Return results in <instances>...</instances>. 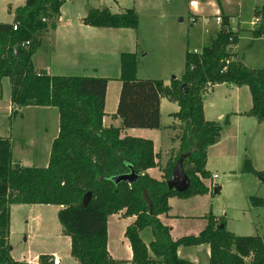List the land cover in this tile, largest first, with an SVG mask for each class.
Returning a JSON list of instances; mask_svg holds the SVG:
<instances>
[{
  "label": "trees",
  "instance_id": "16d2710c",
  "mask_svg": "<svg viewBox=\"0 0 264 264\" xmlns=\"http://www.w3.org/2000/svg\"><path fill=\"white\" fill-rule=\"evenodd\" d=\"M64 2L25 0L24 6L13 12L9 9L11 24L0 23V84L9 80L12 105L18 109L54 108L59 122L46 168L12 166L11 143L0 138V264H28L11 258L8 240L13 205L58 207V222L78 264H120L107 250V219L122 212L135 218L124 233L132 253L130 264H194L179 258L178 249L201 245L209 247V264H264V237H236L226 231L221 218L209 214L203 218L206 227L198 236L177 240L159 220L169 213V198L211 191L203 183L210 179L205 169L207 151L220 142L229 117L222 124L205 120L203 97L208 87H247L252 106L243 115L264 123V70L248 68L237 59L232 48L238 45L239 32L232 31L230 17L220 15V27L198 54L186 51L184 73L169 85L138 79L137 55L121 54L115 114L121 128H104L107 79L51 77L36 71L32 63L40 36L56 28ZM253 17L262 22L252 31L253 38H264V6L255 7ZM82 23L93 28L137 30L139 19L133 10L112 14L103 9L90 10ZM161 100L179 109L170 115L177 124L168 127L176 132L172 142L178 148L164 166L151 141L120 137L122 129L159 130ZM178 161L189 180L183 193L166 185ZM156 168L162 173L160 180L147 174ZM243 171L264 183V172L254 170L248 162ZM131 173L137 177L132 184L113 181ZM87 194L90 199L84 206ZM252 202L264 206V200ZM146 229L152 236L148 246L139 236ZM39 262L53 264L47 257H40Z\"/></svg>",
  "mask_w": 264,
  "mask_h": 264
},
{
  "label": "rangeland",
  "instance_id": "374dc122",
  "mask_svg": "<svg viewBox=\"0 0 264 264\" xmlns=\"http://www.w3.org/2000/svg\"><path fill=\"white\" fill-rule=\"evenodd\" d=\"M112 0H71L70 2H91L98 6L99 2H111ZM202 2L201 0H116L127 10H133L139 19L138 42L139 52L148 53L147 64H160L164 56L174 57L179 65L177 75L180 78L184 73V56L175 54V43L183 47L185 53L186 30L190 28L193 5L189 2ZM222 5L227 3V12L233 15V31L240 34L237 46L240 56H244V63L252 69L264 70V40L253 38L252 32L259 23L252 25L254 17L252 11L254 7L264 6V0H221ZM227 1V2H226ZM113 2V1H112ZM222 8V6H221ZM212 10L208 6L200 5V14L210 13ZM219 15V14H218ZM207 17V16H204ZM213 18V16H211ZM195 23L191 25L193 32L201 38L198 42L200 46L206 45L210 36L218 29L213 20L206 25L202 18H194ZM182 21V22H181ZM231 24V22H230ZM250 31V32H249ZM42 41V37L39 38ZM189 47L190 50L200 48ZM232 50L235 52L232 48ZM180 60V61H179ZM175 75H171L172 79ZM241 92H246L242 90ZM203 101L208 107L207 112L216 120L214 122L222 124L226 117H229V128L223 136V141L219 146L209 152L208 165L210 172L217 174L218 179L214 180L216 188H220L218 194L191 196L189 198H169L168 205L170 215L173 216L174 233L179 238L187 236H198L204 229L203 218L209 214L216 218H221L225 222V229L236 237L258 236L264 237V206H253V200H264V183L259 181L251 173H245L243 168L245 163H249L258 172H264V125L257 123L253 118L242 116L236 122L231 114L235 109H245L249 104V95L245 99L243 93L238 102L234 98L227 96L224 88L217 87L209 92ZM228 97V98H227ZM232 107V108H231ZM236 107V108H235ZM54 110V108H53ZM56 110V109H55ZM226 111V112H224ZM249 111V110H248ZM247 111V112H248ZM224 112V114H222ZM36 117V116H35ZM34 116L27 113L26 118L19 123L15 130L16 137H25V132H31L27 122L34 120L41 122ZM166 117L163 116L162 125H166ZM40 130H34V137H41ZM153 134V133H151ZM155 149L162 148L164 143L159 142L157 132H154ZM166 148V149H164ZM161 150V166H164L167 157L165 156L169 146ZM36 157V160H43V153L40 150L28 152ZM38 168H43L40 166ZM160 171V170H159ZM158 169L154 171V177L159 175ZM210 182L208 181L205 186ZM207 187V186H206ZM208 188V187H207ZM209 189V188H208ZM24 205H13L10 207V231L9 246L11 248V258L19 262L23 257L29 258L35 255L40 257L56 253L61 264H78L70 255L67 247L69 238L65 237L61 225L57 219L58 207L37 206L36 209ZM38 208V209H37ZM35 210V211H33ZM109 218V217H108ZM128 217L125 219L110 218L107 225V249L114 260L120 264H127L129 251L127 249L124 230L129 226ZM126 228V229H125ZM143 242L150 239V231L144 230L140 234ZM191 251V255L196 257L198 264H209L202 252L195 251V247L183 248ZM199 252V253H196ZM39 257V258H40ZM189 257V256H187ZM40 264V263H39Z\"/></svg>",
  "mask_w": 264,
  "mask_h": 264
},
{
  "label": "crops",
  "instance_id": "0c3cea01",
  "mask_svg": "<svg viewBox=\"0 0 264 264\" xmlns=\"http://www.w3.org/2000/svg\"><path fill=\"white\" fill-rule=\"evenodd\" d=\"M71 0H65L64 4L60 8L58 23L54 30H49L46 33L42 34V41L40 47L37 49L36 53L32 58V63L34 69L36 71L45 72L48 76L51 77H85V78H104L108 80L106 98H105V107H104V117L102 120V125L104 128H121L120 119L115 117L117 104L119 100V93L121 89V82L119 81L120 77V55L123 53H135L137 55V73L136 76L141 80H155L162 81L165 85H169L170 81L179 77L177 75L178 70V60L176 61V67L172 68L174 65V57L172 54L170 57L163 58V61L158 64H147L145 65L146 59H148V53L139 52V42L137 30H129V29H103V28H93L86 26L82 23V20L87 16L90 10H103L107 9L112 14H119L124 12L126 7L121 5L119 2H99L98 6L92 4L91 2H70ZM202 2H189V6L194 4L198 8V13L190 14L192 17L195 15L199 18L204 16H215V15H223L229 16L231 25H233V15L227 12V3L225 6L222 5L221 0H201ZM227 2V1H226ZM235 0L233 1V3ZM208 6L212 12L200 14V5ZM25 4V0H0V23L2 24H11L13 21V12L16 8L22 7ZM192 6V5H191ZM222 6V8H221ZM255 8V7H254ZM9 9L11 12H9ZM254 10V9H253ZM253 14V11H252ZM182 22V21H181ZM189 25H192L189 23ZM187 35L185 37V53L187 50H190L189 47H196L195 42L202 49V46L198 44L201 38L198 37L193 32V28L190 26L189 29L186 30ZM250 32V31H249ZM252 34V32H250ZM240 38V34H239ZM264 40V38H259ZM239 43V42H238ZM238 46V45H237ZM237 46L233 48L237 49ZM175 54L178 56H184L185 62V53H183V47L181 44L175 43ZM237 54V59L241 60L244 63V56H240L238 50L235 51ZM180 61V60H179ZM250 68V67H248ZM252 69V68H251ZM262 70V69H261ZM171 75H175L172 79ZM217 87L224 88L227 91V96L229 98H234L236 102H238L241 98V93H243L244 98L249 97V104L245 107V109H235L231 111V114H234L233 117L235 121L238 122L241 120V117L244 116L248 110H250L251 96L247 87L236 88L231 85H216L213 87L207 88V93L203 97V99L209 95L210 91L214 92V89ZM242 90L247 91L241 92ZM227 97V98H228ZM232 108V107H231ZM236 108V107H235ZM208 107L203 101V115L205 120L214 122L215 117H213L210 113L207 112ZM178 107L176 104L170 103L166 100L160 101V124L161 127L159 130H140V129H122L120 131V137L124 138H139L151 141L153 143V150L155 154L161 155V150L165 146H169L166 151L165 156L167 160L171 156V152L177 150L178 144L172 142L173 137L176 132H173L168 127L173 124H177L170 115L178 112ZM226 112V111H224ZM224 112L222 114H224ZM14 113V115H13ZM27 113L31 117H35L37 120H41L44 122L35 123L34 120L27 122V125L30 127L31 132H25V137L20 138L16 137L15 130L19 123H21L25 118ZM163 116L166 117V125H162ZM264 125V123H261ZM229 128V127H228ZM228 128L223 130V134L220 142L215 145L219 146L223 141V136L227 132ZM42 134L41 137H34V130L39 131ZM59 131V122H58V112L57 110H53V108H37V107H28L18 109L16 106L11 103V86L8 79H3L0 84V138L7 139L11 143V154H12V166H18L21 168H38L43 166L46 168L49 163L51 147L53 141L56 139ZM154 132H157L159 139H157L160 143L163 142L164 145L162 148L155 149V141L153 138L157 136L150 137L155 135ZM153 133V134H151ZM214 147H211L207 151V162L205 169L210 174V179L203 181L206 184L208 181L210 182L206 185L211 191L208 195L218 194L220 188H216L217 184L214 183V180L218 179L217 174H213L210 172L208 165L209 152L213 150ZM166 149V148H164ZM40 150L43 153V160L38 159L33 156V154L28 153L31 151ZM162 159L163 157L160 156ZM167 162V161H166ZM158 169V168H156ZM156 169H151L147 171L149 177L160 180L162 178V173L159 171L158 177H154V171ZM254 170H256L254 168ZM218 189L217 193L213 191ZM30 209H36L37 206H28ZM38 209V208H37ZM59 210V209H58ZM35 211V210H33ZM110 218H118L125 219L124 213H120L119 215L110 216ZM130 221V225L133 224L135 218L128 217ZM159 220L163 225L169 228L170 235L173 240H177L178 237L174 236V221L173 216L170 215V211L167 215H163L159 217ZM204 220V219H203ZM206 227V221L204 220ZM129 226H126L128 228ZM125 228V229H126ZM204 230V229H203ZM202 230V231H203ZM125 232V230H124ZM124 234V233H123ZM141 234V233H140ZM140 236V235H139ZM141 238V236H140ZM150 239L148 242H143L146 246L150 244L152 241V236L150 233ZM142 240V239H141ZM127 243V249L129 251V258L127 260V264H130V260L132 258L131 249L129 243ZM67 247L70 251V240L67 244ZM108 250V249H107ZM195 251L202 252L206 260H209L210 252L209 247L207 245H201L195 247ZM192 250L186 251L183 248L178 249V256L181 259L187 260L194 264H198V261L194 255H191ZM196 252V253H199ZM111 256L110 252H108ZM41 255H35L29 258H22L20 263H28V264H39V257ZM189 256V257H187ZM47 257V259L52 260L53 264H61L60 259L56 256V253H52ZM112 257V256H111ZM152 258V256L150 255ZM113 259V257H112ZM116 261V260H115ZM118 262V261H117Z\"/></svg>",
  "mask_w": 264,
  "mask_h": 264
},
{
  "label": "water",
  "instance_id": "95a60500",
  "mask_svg": "<svg viewBox=\"0 0 264 264\" xmlns=\"http://www.w3.org/2000/svg\"><path fill=\"white\" fill-rule=\"evenodd\" d=\"M137 177L135 174L131 173L129 175L119 176L113 179L114 182H127L129 184H132L136 181ZM167 188L169 190H174L177 193H183L187 190L189 187V180L186 177L183 168H182V162L178 161L172 171V174L170 176V179L166 183ZM214 193L218 192V189H215L213 191ZM90 199V194H87L83 199V205L86 206L88 204V201Z\"/></svg>",
  "mask_w": 264,
  "mask_h": 264
},
{
  "label": "built area",
  "instance_id": "2783aa9c",
  "mask_svg": "<svg viewBox=\"0 0 264 264\" xmlns=\"http://www.w3.org/2000/svg\"><path fill=\"white\" fill-rule=\"evenodd\" d=\"M192 5H193V4H192ZM233 5L235 6V3H233ZM191 7H192V6H191ZM197 10H198V8H197L195 5H193V13H196ZM194 18H196L195 15H193V16L191 17V20H190L191 24H194V23H195V19H194ZM197 18H198V17H197ZM210 20H213V21H214L213 23L217 26V29L220 27V25H221V17H220V15H215V16H213V18L210 17V16L202 17V21H203V23L206 24V25L210 22ZM259 21H260V19H254L252 25H255V24L259 23ZM43 22H46V21L43 20ZM230 25H231V24H230ZM231 28H232V31H233V27H232V26H231ZM13 31H16V26H13ZM24 46H28V43L24 44ZM191 51H192L194 54H198V53H199L197 49H193V50H191ZM206 93H207V91H206ZM206 93H205V95H206ZM205 95H204V96H205Z\"/></svg>",
  "mask_w": 264,
  "mask_h": 264
}]
</instances>
